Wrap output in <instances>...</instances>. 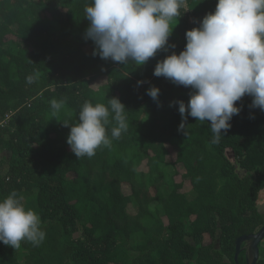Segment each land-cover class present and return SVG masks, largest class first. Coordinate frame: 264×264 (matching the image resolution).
I'll list each match as a JSON object with an SVG mask.
<instances>
[{
    "label": "trees",
    "instance_id": "16d2710c",
    "mask_svg": "<svg viewBox=\"0 0 264 264\" xmlns=\"http://www.w3.org/2000/svg\"><path fill=\"white\" fill-rule=\"evenodd\" d=\"M217 2L187 0L167 49L137 66L93 55L85 38L92 0H0V151L11 154L0 159V200L13 190L35 195L46 232L39 246L0 242V264H236L237 239L264 225V110L245 95L231 128L213 143L207 121L189 115L186 132L179 130L178 102L187 103L192 89L153 74L158 61L185 48L186 32ZM33 73L39 78L28 84ZM152 86L157 100L147 94ZM111 97L127 108V131L93 157L77 158L62 122L78 123L86 101ZM52 99H66V107L54 114ZM246 246L240 264H247Z\"/></svg>",
    "mask_w": 264,
    "mask_h": 264
},
{
    "label": "clouds",
    "instance_id": "9594fccd",
    "mask_svg": "<svg viewBox=\"0 0 264 264\" xmlns=\"http://www.w3.org/2000/svg\"><path fill=\"white\" fill-rule=\"evenodd\" d=\"M181 9H187V0H92L85 8L89 21L85 38L96 46L93 55L121 65L131 61L143 66L167 49ZM153 74L192 89L187 103L178 102L179 130L186 132L190 115L207 121L212 142L218 143L241 111L236 102L242 97L251 96L252 107L264 110V0H218L214 12L186 32L185 48L158 61ZM38 78L33 73L26 82L32 84ZM159 93L157 86L147 90L153 100ZM50 106L54 114L59 113L66 99H52ZM126 109L119 97H111L108 104L86 101L78 123L63 121L70 126L67 143L75 156L91 158L97 149L119 139L127 131ZM24 199L13 190L0 200V242L14 249L22 241L39 246L46 238L40 215L26 207Z\"/></svg>",
    "mask_w": 264,
    "mask_h": 264
},
{
    "label": "rangeland",
    "instance_id": "374dc122",
    "mask_svg": "<svg viewBox=\"0 0 264 264\" xmlns=\"http://www.w3.org/2000/svg\"><path fill=\"white\" fill-rule=\"evenodd\" d=\"M12 50L17 53L20 51V48L16 44L13 43L12 44ZM101 84H102L101 82L97 81L94 83V87L98 88ZM101 90L107 95L110 94V90L107 87H102ZM1 124H5V122H2ZM226 154L233 162L236 163V159L234 158L233 152L230 149L226 151ZM10 158H11V154L7 150H1L0 151V159H3L6 162H9ZM168 160L169 161L174 160V153H171L168 156ZM143 167H145V164L143 165ZM168 169L170 172H173L172 167H168ZM5 171H6V168L1 169L0 173L3 174V173H5ZM238 172L240 175H244L246 173V171L239 166H238ZM253 174L256 176L258 174V170L253 172ZM190 189H191V185L188 182H186L185 183V190L189 191ZM194 196H195V193H193V192L188 193V197L190 199L194 198ZM25 204H26V207L35 210L36 209L35 195H26L25 196ZM258 207H259L260 212L264 215V190H262L260 193V197L258 200ZM246 247L248 248L249 253H250L251 243L248 242ZM262 247H263V250H262L261 255L264 256V242L262 244Z\"/></svg>",
    "mask_w": 264,
    "mask_h": 264
},
{
    "label": "water",
    "instance_id": "95a60500",
    "mask_svg": "<svg viewBox=\"0 0 264 264\" xmlns=\"http://www.w3.org/2000/svg\"><path fill=\"white\" fill-rule=\"evenodd\" d=\"M264 240V225L263 227L254 234L242 235L236 241V253H235V261L236 264H240L239 256L241 251L243 250L244 243H251L250 253L248 250L247 264H257L260 258V244Z\"/></svg>",
    "mask_w": 264,
    "mask_h": 264
}]
</instances>
